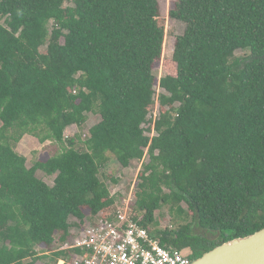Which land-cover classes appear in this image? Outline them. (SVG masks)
Wrapping results in <instances>:
<instances>
[{
    "label": "trees",
    "instance_id": "16d2710c",
    "mask_svg": "<svg viewBox=\"0 0 264 264\" xmlns=\"http://www.w3.org/2000/svg\"><path fill=\"white\" fill-rule=\"evenodd\" d=\"M168 16L184 30L175 74L157 80L158 0H0V264L70 260L72 218L113 207L110 155L128 167L147 154L135 217L192 260L264 227V0H173ZM94 110L80 149L64 130ZM25 134L62 150L27 167ZM164 206L173 228H157Z\"/></svg>",
    "mask_w": 264,
    "mask_h": 264
},
{
    "label": "built area",
    "instance_id": "2783aa9c",
    "mask_svg": "<svg viewBox=\"0 0 264 264\" xmlns=\"http://www.w3.org/2000/svg\"><path fill=\"white\" fill-rule=\"evenodd\" d=\"M157 116L154 113L153 117ZM150 117V116H149ZM153 133V134H152ZM151 136L156 133L152 130ZM115 197V193L110 191ZM132 190L126 199H115L109 211H100L82 220L72 218L70 238L61 250L77 249L72 258L61 257L57 264H190L187 250L165 247L159 238L141 225L131 205ZM118 196V195H117ZM58 249V244H54Z\"/></svg>",
    "mask_w": 264,
    "mask_h": 264
},
{
    "label": "rangeland",
    "instance_id": "374dc122",
    "mask_svg": "<svg viewBox=\"0 0 264 264\" xmlns=\"http://www.w3.org/2000/svg\"><path fill=\"white\" fill-rule=\"evenodd\" d=\"M158 6L160 10L161 16L165 21V36L162 45V55L161 58L154 62L153 70L156 76V79L159 80L160 77L171 74H175V65L171 60L173 43L175 37L181 35L184 30V24L180 21L170 19L168 16L169 11L173 6V0H158ZM242 52L238 51L236 54H241ZM156 93L161 92L162 89L155 84ZM157 105L151 110L150 115L157 114ZM147 117V118H148ZM100 120V115L97 110L86 113V120L82 126V128H78L75 125H70L64 130V137L71 138L74 137L76 146L80 149H85L84 141L87 139L88 131L90 127L96 124ZM144 127H148V124H143ZM151 127V126H150ZM150 132V131H149ZM151 132L149 135H151ZM148 134V133H146ZM153 134V133H152ZM14 149L20 155H23L26 158V166L31 167L34 162L41 160L45 161L49 157L61 152L62 146L55 142L45 141L44 143H40L35 137L29 134H25L22 139L14 145ZM148 161V156L145 154L143 158L139 161H132L128 167H122L113 155H110V160L104 166L101 171L100 179L103 180L109 188V191H113L115 193V199L120 202V199H126V196L132 190L134 193L131 198L130 207L133 208L134 213V204L136 201L135 190L136 183L140 181L137 178L138 172L142 169V164ZM36 175L46 182L48 185H52L54 176H46L43 172L37 171ZM110 177L117 178L116 183H112ZM118 195V196H117ZM121 199V200H122ZM181 207L185 210L188 209L187 204L185 202H181ZM87 212V211H86ZM141 215V214H139ZM154 218L158 222L157 228H173L174 225L171 221V214L169 213L168 207L164 206L160 209H157L154 212ZM189 221V220H188ZM192 230L195 233H204V231L194 225L191 226ZM154 229V228H153ZM38 251H44L43 253H48L45 249H41L37 247ZM56 249V246H52L50 250ZM46 259H41L36 264H45Z\"/></svg>",
    "mask_w": 264,
    "mask_h": 264
},
{
    "label": "water",
    "instance_id": "95a60500",
    "mask_svg": "<svg viewBox=\"0 0 264 264\" xmlns=\"http://www.w3.org/2000/svg\"><path fill=\"white\" fill-rule=\"evenodd\" d=\"M190 264H264V227L227 240L193 259Z\"/></svg>",
    "mask_w": 264,
    "mask_h": 264
}]
</instances>
